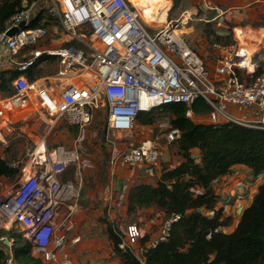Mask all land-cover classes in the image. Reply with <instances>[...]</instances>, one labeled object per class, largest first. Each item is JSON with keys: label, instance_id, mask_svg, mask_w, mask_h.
<instances>
[{"label": "built area", "instance_id": "built-area-1", "mask_svg": "<svg viewBox=\"0 0 264 264\" xmlns=\"http://www.w3.org/2000/svg\"><path fill=\"white\" fill-rule=\"evenodd\" d=\"M41 1L17 9L0 32V82L4 73H16L10 93L0 91V144H8L13 111L29 106L52 121L63 119L79 136L71 146L54 145L48 128L25 161H9L21 180L0 194V247L8 252L7 264H14V237L8 232L19 229L45 264H102L78 263L73 253L82 240L78 221L89 165L81 139L99 108L107 107V126L113 131H131L140 112L172 103H184L186 115L195 121H231L264 129V62L258 58L264 31L249 39L246 28L237 26L233 42H214L218 56L212 70L182 29L183 18L152 30L133 0H52L48 11L60 26L54 29L41 18L34 25ZM52 62L58 66L53 74L34 73ZM198 99L210 106L207 115L192 109ZM160 127L168 143L181 135L170 121ZM158 139L113 149L110 163L159 167L163 153ZM258 175L264 178V171ZM115 192V199L114 194L108 197L121 207L128 185L124 182ZM179 218L164 215L154 232L137 222L121 226L115 230L120 247L133 250L145 264L144 251L166 240ZM147 233L149 239L141 245Z\"/></svg>", "mask_w": 264, "mask_h": 264}, {"label": "trees", "instance_id": "trees-1", "mask_svg": "<svg viewBox=\"0 0 264 264\" xmlns=\"http://www.w3.org/2000/svg\"><path fill=\"white\" fill-rule=\"evenodd\" d=\"M33 1L0 0V32L12 13ZM40 18L34 25L40 23ZM216 34L217 39L223 37ZM9 73H4L0 82V91L5 95L10 93L9 82L16 75ZM187 109L184 103L165 104L140 112L137 117L140 123L152 125L156 113L164 111L181 131L175 141L181 160L172 167L163 166L155 184L141 182L128 192L130 212L156 207L165 216L180 215L173 222L169 237L144 251L145 264H264V183L230 232L223 231V227L230 226L233 217L218 207L219 195L214 187L215 181L232 172L236 165H245L257 175L264 171V129L231 121H195L186 115ZM192 109L198 115H207L211 110L203 99L196 100ZM16 172L9 160L0 158V177ZM107 232L121 264H142L133 250L120 247L121 238L110 222ZM8 234L14 237V264H45L33 254V244L23 232L11 230ZM148 239L147 233L140 244ZM8 257V252L0 247V264H7Z\"/></svg>", "mask_w": 264, "mask_h": 264}, {"label": "rangeland", "instance_id": "rangeland-1", "mask_svg": "<svg viewBox=\"0 0 264 264\" xmlns=\"http://www.w3.org/2000/svg\"><path fill=\"white\" fill-rule=\"evenodd\" d=\"M140 11L147 19L153 22L148 23L153 27L152 30L160 28L167 21L184 18L189 15L187 23H181L182 29L188 32L190 41L199 46L204 54L213 53L214 42L231 43L235 40V27L239 23L232 21H220L215 18L218 13L214 9V4L210 0H134ZM218 3V2H217ZM52 6V0H42L39 4L38 15L41 21L54 29H60L59 24L49 13L48 8ZM185 14V15H183ZM261 18V17H259ZM155 20V21H154ZM260 20V19H258ZM166 21L164 23H157ZM258 22V21H256ZM264 23V16L259 21ZM180 25V26H181ZM249 39L256 38L259 32L254 28H246ZM261 30V32H263ZM238 32V29H237ZM216 33L222 34L221 39H217ZM243 41V40H242ZM55 62L47 63L45 66L37 67L34 73L42 75H51L57 70ZM12 127L7 131L8 136L6 146L0 144V158L9 161H25L34 142L48 131L51 144H64L71 146L79 136L74 126L68 125L63 119L51 120L39 110L32 106L14 110L12 114ZM107 107H101L97 111L92 122L87 126L82 136L83 156L88 159L89 165L86 168V186L85 199L83 200V209L78 221V232L83 235L78 243V248H74V257L82 259L99 257L98 263L119 264V258L114 254L113 243L108 237L107 223L110 222L115 230L129 223L137 222L145 230L154 232L158 230L162 221L164 212L154 208L153 211L141 208L135 212L128 210V192L130 188L141 182L156 183V169H151L146 164L122 166L118 164L113 166L110 163V157L113 149L124 150L139 145L147 139H158V145L162 149L161 168L168 162L181 160L175 142L168 143L164 136V131L160 127L161 122L169 121L167 112L159 111L155 115L152 125H145L136 120V124L131 131H113L107 126ZM145 168V172L139 169ZM134 168V173L130 169ZM148 170V171H147ZM147 172V173H146ZM139 176V177H138ZM21 180V174L16 172L14 175L0 177V190L5 187L16 186ZM128 185L126 199L121 207L114 204L116 189H120L123 183ZM120 185V187H119ZM119 187V188H117ZM114 194V199L108 196ZM113 200V202H112ZM208 215H213L208 209H203ZM17 231H20L19 229ZM83 232V233H82ZM97 243L99 254L96 255L94 245Z\"/></svg>", "mask_w": 264, "mask_h": 264}, {"label": "crops", "instance_id": "crops-1", "mask_svg": "<svg viewBox=\"0 0 264 264\" xmlns=\"http://www.w3.org/2000/svg\"><path fill=\"white\" fill-rule=\"evenodd\" d=\"M210 2L214 4V9L218 10V13L215 15V18L219 19V24L220 21L229 20L232 21L233 23H239L240 26H243V28H247V27L254 28L258 32L264 29V23L259 22L262 20V17L264 16V0H210ZM143 16L147 21L153 22L152 19H147L144 14ZM164 22L166 21H161L157 23H164ZM212 49H213L212 55H210L209 52H207L206 54L203 53V56L204 59L207 61L208 65L210 66V68L214 70L217 65L218 53L214 50V48ZM258 58L262 62H264V50L260 52ZM230 111L234 114L241 115L239 114L240 111L236 110L234 107H231ZM175 164L176 162H168L166 165L172 167ZM139 169L144 174L145 168L139 167ZM161 169H162L161 165L159 166V168L156 169L157 178L161 174ZM129 172L130 174L131 172L134 173V168L130 169ZM259 176L261 175L255 174L251 168L245 165H236L234 166L232 172L222 176L220 179L215 181L214 187L216 189V193L219 195L218 207H223L224 214L231 215L233 217V221L231 225L227 227H223V231L230 232L235 229L243 209L251 204L255 194L258 191L259 185L261 183H264V178H262V176L261 177ZM148 183L154 184L153 182L150 181H148ZM3 191L0 190V194ZM85 198L86 197L84 193L83 200ZM154 208L156 207H148L146 209L153 211ZM79 220H80V216H79ZM82 236L83 237L85 236L84 233ZM75 247L76 249L78 248L77 245L74 246V248ZM93 249L95 250L96 255H98L99 249L97 248V243L94 245ZM91 255L92 256L90 258H87L85 260L82 259V261H79V258L75 256L76 262L78 263L84 261L97 262L99 260V257H93V254ZM118 261L119 264H121L120 260ZM105 264H109V263L107 262Z\"/></svg>", "mask_w": 264, "mask_h": 264}, {"label": "bare ground", "instance_id": "bare-ground-1", "mask_svg": "<svg viewBox=\"0 0 264 264\" xmlns=\"http://www.w3.org/2000/svg\"><path fill=\"white\" fill-rule=\"evenodd\" d=\"M134 1V0H133ZM136 1V0H135ZM136 5H137V2H136ZM138 6V5H137ZM139 8V7H138ZM141 14H142V16H143V12L141 11ZM183 15H185V14H183ZM188 18H189V15L187 14V15H185L184 16V18H183V23H187L188 22ZM143 19H144V21H146V22H148V23H151V22H149V21H147L146 19H145V17L143 16ZM238 33H240V29L238 28ZM74 81V80H73Z\"/></svg>", "mask_w": 264, "mask_h": 264}, {"label": "water", "instance_id": "water-1", "mask_svg": "<svg viewBox=\"0 0 264 264\" xmlns=\"http://www.w3.org/2000/svg\"><path fill=\"white\" fill-rule=\"evenodd\" d=\"M14 31H15V30H12V31H10L9 33L12 34V33H14Z\"/></svg>", "mask_w": 264, "mask_h": 264}]
</instances>
